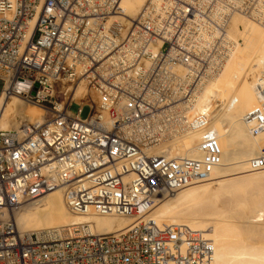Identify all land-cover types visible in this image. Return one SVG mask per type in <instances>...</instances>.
<instances>
[{
	"label": "built area",
	"instance_id": "built-area-1",
	"mask_svg": "<svg viewBox=\"0 0 264 264\" xmlns=\"http://www.w3.org/2000/svg\"><path fill=\"white\" fill-rule=\"evenodd\" d=\"M120 1L0 0V94L50 113L0 128V215L63 190L74 215L134 221L113 233L91 221L22 232L2 216L0 264L214 263L205 231L152 215L163 197L209 181L221 165L211 120L191 108L226 66L231 16H252L264 0H149L130 26L116 20ZM257 77L263 103L246 121L260 134L264 73ZM74 88L84 91L78 99ZM189 131L203 134L200 158L177 155ZM249 169H264V147Z\"/></svg>",
	"mask_w": 264,
	"mask_h": 264
},
{
	"label": "bare ground",
	"instance_id": "bare-ground-1",
	"mask_svg": "<svg viewBox=\"0 0 264 264\" xmlns=\"http://www.w3.org/2000/svg\"><path fill=\"white\" fill-rule=\"evenodd\" d=\"M148 1L121 0L123 15L116 20L130 26ZM229 27L228 37L234 42L226 66L198 93L190 113L192 116H208L211 120L210 130L217 132L223 148L221 165L209 181H204L207 183L197 182L195 184H203L191 185L163 197L157 205V213L155 209L152 216L159 222L186 224L205 231L216 248L213 264H264V227L257 228L256 219L260 213L254 216L258 209L264 208V169H249L250 160L260 155L264 147V133H253L246 121L248 113L263 103L257 92L259 78L256 76L253 83L250 77L256 68L264 73V10H253L252 16L235 12ZM83 93V90L74 88L73 98L78 99ZM23 102H26L23 97L0 94V128L20 129L45 121V108L36 106L41 112L35 118L34 109ZM202 139V132L189 131L175 141L177 155L200 158L202 153L198 145ZM220 193L234 195L232 199H235H228L231 202L229 206L227 204L228 208L213 211V200ZM27 205L21 210H13L22 232L91 221L96 223L93 225L97 231L113 233L134 222L117 216L74 215L68 208L63 190L50 192ZM6 215L4 211L0 217ZM232 217H237L238 221ZM250 235H259L260 239ZM250 238L257 241L252 242Z\"/></svg>",
	"mask_w": 264,
	"mask_h": 264
},
{
	"label": "rangeland",
	"instance_id": "rangeland-1",
	"mask_svg": "<svg viewBox=\"0 0 264 264\" xmlns=\"http://www.w3.org/2000/svg\"><path fill=\"white\" fill-rule=\"evenodd\" d=\"M243 28V27H242ZM259 73H261V71H260V69L258 68H256L254 71H253V75L250 77V80H251V82H253L254 80H255V78H256V74H259ZM254 83V82H253ZM3 86H4V82L2 81V80H0V93L2 92V90H3ZM24 103V102H23ZM24 104H26L27 105V107H29V108H31L32 107V110H33V113H34V116L33 117H39V115H40V112H41V108H39V107H36L37 105H35V104H32V103H30V102H28V101H26ZM79 106L77 105V104H75L74 106H72L71 107V110H72V112L73 113H77L78 111H79ZM90 112H91V108L89 107V106H85L84 108H83V110H82V113H81V116H82V118H86V117H88L89 116V114H90ZM36 115V116H35ZM47 115H49L50 116V113H48ZM203 183H207V182H203ZM203 183H198V184H194L193 186H195V185H199V184H203ZM190 187V186H189ZM230 196V197H229ZM234 196V195H233ZM233 196H231L230 194H225L224 195V193L222 194V193H220V195H218L216 198H215V200H213V203H212V206L214 205V209H213V211H218V210H221V209H224V208H228V206L230 205V201H228V199L229 200H231L232 199V197ZM233 199H235V197L233 198ZM233 199H232V201H233ZM229 203V204H228ZM28 203H25V204H23L22 206H20V207H17V211L18 210H21V208L23 207V208H25L26 206L28 207V205H27ZM227 204H228V206H227ZM25 205V206H24ZM22 208V209H23ZM156 208H157V206H156ZM155 208V209H156ZM14 211H16V208L15 209H13ZM13 210H10V211H7V217H10L11 219H13L14 221L16 220V218H15V216L13 215V213H14V211ZM260 210V211H259ZM13 211V212H12ZM155 211V210H154ZM156 213H157V209H156ZM258 213H260L259 215V217L256 219V224H257V228L258 227H264L263 226V224H264V208H263V210L260 208V209H258L257 210V212L254 214V216H256V215H258ZM233 215V214H232ZM235 216V215H234ZM233 218V217H232ZM236 218V220L238 221V219H237V217H234L233 219H235ZM241 218H239V220H240ZM243 219H245L244 217L242 218V220ZM16 222V221H15ZM240 222V224L241 223H243L242 221H239ZM258 225H261V226H258ZM262 229V228H261ZM257 232H255L254 234H256ZM251 236V238H254V236L255 235H250ZM249 236V237H250ZM256 237V239L258 240V239H260V238H258L259 237V235L257 236H255ZM250 238V240L252 241V242H254V241H257L256 239L254 240H252Z\"/></svg>",
	"mask_w": 264,
	"mask_h": 264
}]
</instances>
